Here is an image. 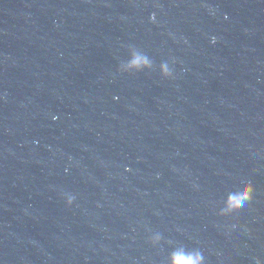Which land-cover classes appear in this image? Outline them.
<instances>
[{"label":"water","instance_id":"obj_1","mask_svg":"<svg viewBox=\"0 0 264 264\" xmlns=\"http://www.w3.org/2000/svg\"><path fill=\"white\" fill-rule=\"evenodd\" d=\"M179 248L264 264V0H0V264Z\"/></svg>","mask_w":264,"mask_h":264},{"label":"clouds","instance_id":"obj_2","mask_svg":"<svg viewBox=\"0 0 264 264\" xmlns=\"http://www.w3.org/2000/svg\"><path fill=\"white\" fill-rule=\"evenodd\" d=\"M210 14L214 15L215 12ZM155 19V13H153L150 17V20L155 21ZM211 42H216L215 36L211 38ZM125 67L139 71L143 68L150 67V61L146 56H143L140 53H133L131 59ZM161 74L165 79L171 78L173 76V72L169 69L167 64L161 65ZM53 119H56V117H53ZM253 193V185L249 181H242L236 186L235 193L229 197L224 209L220 214L225 215L233 208L243 207L245 202L251 201L253 199ZM62 196L67 206H71L73 204L75 200L74 195L63 193ZM158 240L159 237H155L149 242L155 244L158 242ZM169 264H206V262L203 254L200 251H187L184 248H179L171 253ZM256 264H261V261L257 259Z\"/></svg>","mask_w":264,"mask_h":264}]
</instances>
